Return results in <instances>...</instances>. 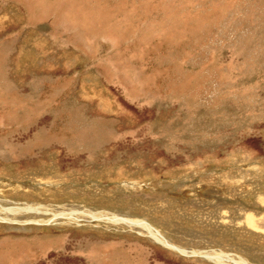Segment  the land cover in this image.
Returning a JSON list of instances; mask_svg holds the SVG:
<instances>
[{"label":"rangeland","instance_id":"374dc122","mask_svg":"<svg viewBox=\"0 0 264 264\" xmlns=\"http://www.w3.org/2000/svg\"><path fill=\"white\" fill-rule=\"evenodd\" d=\"M220 251L264 264V0H0V264Z\"/></svg>","mask_w":264,"mask_h":264},{"label":"bare ground","instance_id":"6f19581e","mask_svg":"<svg viewBox=\"0 0 264 264\" xmlns=\"http://www.w3.org/2000/svg\"><path fill=\"white\" fill-rule=\"evenodd\" d=\"M36 210L34 207H24V208H6V209H2V211L4 212H8L10 214H16L18 212H29V211H34ZM111 222L114 223H119V222H123L126 224H130L135 225V226H139L142 229H144L149 236L154 239L156 242H159L163 245H167L170 246L172 248H174L173 246L169 245L167 242H165V240L159 235V233L157 231H155L149 224H147L146 222L142 221V220H133V219H125V218H121V217H117V216H113L110 218H105ZM169 248V247H168ZM180 252L185 253L182 249H179ZM201 255H203L206 259L213 261L215 264H250L248 262H246L245 260L240 258H237L238 260H234L232 257H230V255L225 254L223 252H212V253H206V252H201Z\"/></svg>","mask_w":264,"mask_h":264}]
</instances>
